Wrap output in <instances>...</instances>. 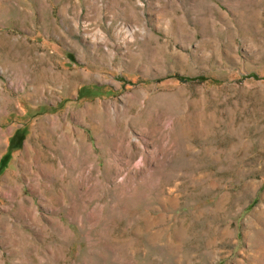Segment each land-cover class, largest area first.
<instances>
[{
    "label": "rangeland",
    "instance_id": "obj_1",
    "mask_svg": "<svg viewBox=\"0 0 264 264\" xmlns=\"http://www.w3.org/2000/svg\"><path fill=\"white\" fill-rule=\"evenodd\" d=\"M0 264H264V0H0Z\"/></svg>",
    "mask_w": 264,
    "mask_h": 264
}]
</instances>
